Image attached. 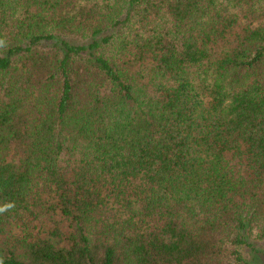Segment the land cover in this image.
<instances>
[{"label": "trees", "instance_id": "trees-1", "mask_svg": "<svg viewBox=\"0 0 264 264\" xmlns=\"http://www.w3.org/2000/svg\"><path fill=\"white\" fill-rule=\"evenodd\" d=\"M0 264H264V0H0Z\"/></svg>", "mask_w": 264, "mask_h": 264}, {"label": "clouds", "instance_id": "clouds-1", "mask_svg": "<svg viewBox=\"0 0 264 264\" xmlns=\"http://www.w3.org/2000/svg\"><path fill=\"white\" fill-rule=\"evenodd\" d=\"M14 205L12 203L5 204L3 207H0V212H4L10 208H12Z\"/></svg>", "mask_w": 264, "mask_h": 264}]
</instances>
